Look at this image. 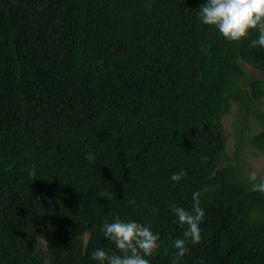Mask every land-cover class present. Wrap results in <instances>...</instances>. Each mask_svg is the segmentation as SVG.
<instances>
[{"label":"trees","instance_id":"trees-1","mask_svg":"<svg viewBox=\"0 0 264 264\" xmlns=\"http://www.w3.org/2000/svg\"><path fill=\"white\" fill-rule=\"evenodd\" d=\"M206 2L0 0V264H98L115 215L160 233L150 264H173L169 205L190 210L195 191L202 240L179 264H264V193L240 161L264 154V118L246 134L264 48L202 24ZM233 105L245 128L221 164Z\"/></svg>","mask_w":264,"mask_h":264},{"label":"clouds","instance_id":"clouds-1","mask_svg":"<svg viewBox=\"0 0 264 264\" xmlns=\"http://www.w3.org/2000/svg\"><path fill=\"white\" fill-rule=\"evenodd\" d=\"M198 19L204 25L212 26L227 41L242 42L253 32L256 38L251 39V47L264 48V0H207L199 8ZM89 162L95 157L91 152L85 153ZM187 176V170L172 173L170 179L180 182ZM253 191L264 193V173L252 170L247 177ZM191 209L170 204L171 213L184 229L182 238L172 240L175 249L173 264L188 253V244H199L202 240L200 224L204 220L205 211L201 207V193L192 194ZM134 203V202H133ZM104 238L115 246L117 252L109 253L103 249L91 252V259L98 264H150L152 257L160 247V233L153 232L150 226L134 220L122 221L115 215L113 222H105L101 226ZM198 264H204L201 258Z\"/></svg>","mask_w":264,"mask_h":264},{"label":"rangeland","instance_id":"rangeland-1","mask_svg":"<svg viewBox=\"0 0 264 264\" xmlns=\"http://www.w3.org/2000/svg\"><path fill=\"white\" fill-rule=\"evenodd\" d=\"M245 68L249 75L261 76L260 72L256 71L252 66L245 64ZM258 107V113L255 117H252L248 123L246 134L252 137L254 134L261 132L263 124L261 118H264V99L261 101ZM237 106L233 105L232 110L229 114L223 118L224 134L227 137L226 155L221 160V164L228 162V157H236V145L239 141L238 131L245 128V119L237 116ZM261 115V117L259 116ZM241 163L247 172L257 170L260 173H264V154L260 153L252 147H246V151L241 154Z\"/></svg>","mask_w":264,"mask_h":264}]
</instances>
